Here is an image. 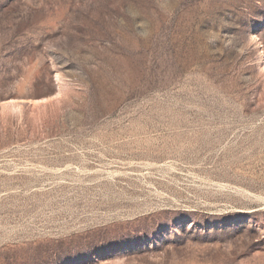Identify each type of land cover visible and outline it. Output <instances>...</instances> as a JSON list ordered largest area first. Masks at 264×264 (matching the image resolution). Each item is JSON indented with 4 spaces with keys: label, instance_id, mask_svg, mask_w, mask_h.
<instances>
[{
    "label": "rangeland",
    "instance_id": "374dc122",
    "mask_svg": "<svg viewBox=\"0 0 264 264\" xmlns=\"http://www.w3.org/2000/svg\"><path fill=\"white\" fill-rule=\"evenodd\" d=\"M0 264H264V0H0Z\"/></svg>",
    "mask_w": 264,
    "mask_h": 264
}]
</instances>
